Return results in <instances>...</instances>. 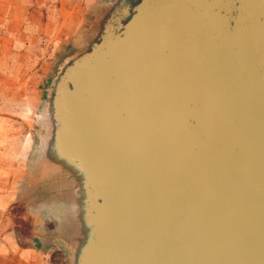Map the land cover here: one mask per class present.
I'll use <instances>...</instances> for the list:
<instances>
[{
	"label": "water",
	"instance_id": "95a60500",
	"mask_svg": "<svg viewBox=\"0 0 264 264\" xmlns=\"http://www.w3.org/2000/svg\"><path fill=\"white\" fill-rule=\"evenodd\" d=\"M54 62L29 208L67 264H264V0H101Z\"/></svg>",
	"mask_w": 264,
	"mask_h": 264
},
{
	"label": "rangeland",
	"instance_id": "374dc122",
	"mask_svg": "<svg viewBox=\"0 0 264 264\" xmlns=\"http://www.w3.org/2000/svg\"><path fill=\"white\" fill-rule=\"evenodd\" d=\"M90 5H85L78 34L91 17ZM75 34L54 39L30 37L24 49L13 47L0 53V264H67L62 251L42 244L38 236L26 238L22 234L28 225L31 231L37 225L29 208L31 161L40 130L36 114L53 62L63 46L71 45ZM3 43L0 41V47ZM46 227L51 224L43 229Z\"/></svg>",
	"mask_w": 264,
	"mask_h": 264
},
{
	"label": "crops",
	"instance_id": "0c3cea01",
	"mask_svg": "<svg viewBox=\"0 0 264 264\" xmlns=\"http://www.w3.org/2000/svg\"><path fill=\"white\" fill-rule=\"evenodd\" d=\"M75 2L76 5L72 7ZM87 3H91L92 9L97 1L0 0V41L6 42L1 44L0 53L4 54L13 47H17V50L24 49L26 39L30 37L46 36L54 39L59 36H72L74 33L79 36L77 30L81 25ZM33 215L37 225L33 228L31 237L26 238L38 236L42 240L44 238L41 236L45 235L43 233L45 223L36 214Z\"/></svg>",
	"mask_w": 264,
	"mask_h": 264
},
{
	"label": "trees",
	"instance_id": "16d2710c",
	"mask_svg": "<svg viewBox=\"0 0 264 264\" xmlns=\"http://www.w3.org/2000/svg\"><path fill=\"white\" fill-rule=\"evenodd\" d=\"M28 214H29V212H28ZM30 215V214H29ZM31 216V215H30ZM32 217V216H31ZM34 217V216H33ZM33 217H32V219H33ZM35 219V218H34ZM31 235H32V231H31V225H28L27 226V228H26V234L24 235V234H22V236H24V237H31Z\"/></svg>",
	"mask_w": 264,
	"mask_h": 264
}]
</instances>
